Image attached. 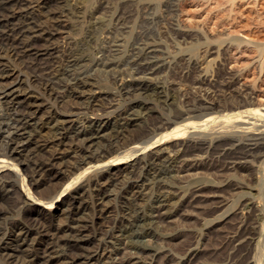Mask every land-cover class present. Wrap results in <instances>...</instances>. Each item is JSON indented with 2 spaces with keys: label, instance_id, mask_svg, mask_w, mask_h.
<instances>
[{
  "label": "bare ground",
  "instance_id": "1",
  "mask_svg": "<svg viewBox=\"0 0 264 264\" xmlns=\"http://www.w3.org/2000/svg\"><path fill=\"white\" fill-rule=\"evenodd\" d=\"M66 1L67 0H35L36 6L33 7L35 4L32 6V4L34 3V2L32 3V0H0V30H1L0 31V90H1L0 102H3V104L0 103V106L5 105L7 107H10V109L12 110V111L11 110L10 111L13 112L12 115L8 114L9 115V116L7 115L8 117L6 115H4L7 117V120L6 121L4 120V122H0V207H1V203H4L8 200L9 201H15V211H19L18 213L21 215V217L23 218L24 221H26L27 223H31L30 228H27L26 226H24L25 224L22 225V224L17 223L16 225H13L11 230L8 231L9 232L8 235L6 234V231L2 232V233H5L8 236V238H4L6 235L2 234L1 238H0V242H2L3 240H6V241L7 240H9V241L14 240L15 245L11 246L10 244H8L4 241V243H2V245L0 246V259L5 264H149V262H153V260L155 258V254H149V255L147 254V256L144 257L145 255L143 256L140 253L141 250L139 252L130 251L131 249H129V248L131 246L129 244H130V239L132 238V234L130 232L132 231L134 224H136V223L149 221L153 225L158 224V223L160 224L163 221L169 219V216L171 213L165 212V209L168 206L169 200H167V197L165 199H163L164 198L163 196H165V195H164V193H163V195L158 194L159 193L158 189H156V190H158L157 191L158 192L157 197L154 196L155 201H151L149 204L147 203L148 205L146 207L144 206V211H143V205H144L143 203H146V197L149 196L148 194L150 193V192L147 193V190L149 191L150 188L148 189V187L144 184L145 182H143V181H145V179L143 181L140 179L142 177V175L140 177V176H136V174L143 172V170L145 168H149V172L150 171L154 172V170L156 169L157 166L161 167V165H162V166L166 167V165H169V167H170L173 163L175 164L176 160L178 159L176 150H178V153L181 151L179 148H183V150H185L182 154V157L185 155H188V156L193 155L194 156V155L198 154L196 152H198V151L201 152V150H203V146L208 145L204 141L205 137L210 136L212 134H218V135H220V137L211 139L210 140L211 142H213V141L217 142L216 140H223V139H227V141L229 143L233 142L234 139H233L232 135L235 134L240 128L252 129V128L256 127V124L258 122L264 123V108H253V107H251L253 105L249 104L250 99H248V100L246 99L248 101V103L245 102L246 100L245 101H238L235 103L226 102V100H228V99H225L224 100L225 102L223 104H220V102L219 103L213 102L214 104H212V105H204V104H202V102L197 103V101L196 102L193 101L194 104L198 105V107H196V105L192 104V109H190L191 108L190 107L188 109V111H184V112H188L187 114H189V113H192V114L196 113L197 114V112L200 110V112H202L201 114L198 112V114H200V117H195V118H187L186 117V119H183L184 116H183V114H182L183 112H182L179 115L180 117L177 118L178 121H175V123L177 124V128L172 133L168 132L167 128L161 126V128L158 131V134H156V135L154 134V137H158V138H154V137L148 138L147 137L148 140H144L143 138H138V137H141V135L138 136V135H135V133L136 132H137L136 134H138V132L140 133V129H142V127L144 125V124H141V122L143 121L142 119L145 117L144 114L140 113L139 109H138L139 111H137V108H140V105L130 104L128 106H124L123 108H121L122 106L120 107L118 105L124 99L127 100V98H130V97H133L136 95H144V96L146 95L147 97L151 96V99L153 97L157 101L161 100V99L164 100L165 98L167 99L168 95L164 89L165 87H162L163 85L160 86L158 83L152 85V84L148 83L146 80L147 77L150 78L151 76H154L155 74L157 75L158 73H162L163 71L161 72V70H163V68H164V63L163 62L160 63L158 57H156L157 55L155 56V51H153L154 49L150 50L151 46L148 47V45H146V46H144L145 44L143 45V42H145V41L142 42L143 47L133 48L131 46L132 49H130V50L126 49V51H125V48L122 47V44H119V45L115 44L112 47L111 46L106 47L102 44L103 46L100 47V45H99L100 48H98V49H96V47H95V49L93 48V51H95V52L90 53L88 56L84 57V55H83V57H79V58H75L73 56L72 57H70V56L66 57L65 52L63 50H61L59 45L57 44L58 45L57 46L54 44L56 39L60 40L59 39L60 36L64 35V33L66 32L65 30H67V26H68L67 24L68 23L67 22L65 23V21H67L65 18H67V16L70 15V11H69L68 7H71V6H69L70 1L68 0L69 1L68 3ZM106 1H105V3H106ZM138 1H140V0H138ZM168 1L171 2L170 0H168ZM125 2H126V0H125ZM136 2L137 1L133 2V4H135ZM154 2H156V1H153L152 4ZM53 3L55 4V7H52V5L50 6V4H53ZM99 4H100V2H99ZM120 4L123 5V3H120ZM129 4L130 3H128L127 6ZM131 4H132V2H131ZM138 4L139 3H137V5ZM170 4L168 3V6ZM95 5H97V4H94V6ZM146 6H148V5H146ZM146 6L143 9H145ZM73 7H75V6H73ZM107 7L110 8L111 6L107 5ZM107 7H105V8L107 9ZM148 8H149V6H148ZM76 9H78V8H76ZM119 9H122V8L119 7ZM126 9H128V8H126ZM153 9H155V8H153ZM73 10H75V9H73ZM79 10H80V8H79ZM89 10H92V7ZM98 10H100V9H98ZM98 10H96V11H98ZM101 10H103V9H101ZM147 11H148V9H147ZM85 12H87V11H85ZM90 12H88V13H90ZM119 12L121 13V10H119ZM125 12H126V10L124 11V14H125ZM78 13L77 14L74 13V15H78ZM124 14L121 15L120 17L118 16V19H117L118 24L117 23H115V24L121 25L122 27L127 25L128 22L126 20H127V18L130 17V15L128 16V15H124ZM137 14H139V13H137ZM108 15H110V14H108ZM116 15H118V14H116ZM88 17H90L91 19H93V18L97 19V17L95 18L94 12L91 13V15ZM141 17H143V14L141 15ZM80 18H83V17H80ZM115 18H117V17H115ZM73 19H71V24H74L72 22ZM100 21H101V19H100ZM124 22L126 24H123ZM140 22H141V20H140ZM140 22H139V24H140ZM130 23H131V21H130ZM136 23H137V21H136ZM76 24H77V22H76ZM96 24H98V23H96ZM140 25H142V24H140ZM86 26H88V25H86ZM91 26H93V25H91ZM111 26H113V25H111ZM98 27H100V23L98 24ZM113 28L114 27H112L111 29H113ZM115 29H117V28H115ZM142 29H143V27H142ZM70 30H68V31L72 32ZM84 30H88V29L85 28ZM109 30H110V28H109ZM91 31L92 30H90V32ZM94 31H95V28H94ZM175 31L176 30L174 29V33L176 34L177 31L176 32ZM107 32H108V30H107ZM87 33H86V35H87ZM91 33L94 34V32H91ZM180 33H181V31H180ZM114 35H117V34H113L112 38ZM181 35H184V32ZM106 36H107V34H106ZM117 36H119V35H117ZM121 36H124V35H122V33H121ZM149 36L151 37L150 33H149ZM153 36H154V34H153ZM155 36H157V35H155ZM82 37H83V35H82ZM85 37H87V36H85ZM131 37H133V36H131ZM150 37H149V39H150ZM102 38H103V36H102ZM140 38H142V37H140ZM152 38H155V37H151V39ZM113 39H115V38H113ZM143 40H146V39H143ZM156 40H157V38H156ZM95 41L96 40L93 39V37H91V35L89 37H87V43H88V45H90L89 49H92L91 45H93L95 43ZM133 41H135V40H133ZM75 42H77V41H75ZM75 42H74V44H75ZM69 43H71V42H69ZM104 43H105V41H104ZM137 43H138V41H137ZM59 44H60V42H59ZM68 44L66 46H68ZM106 44H108V43L106 42ZM109 45H110V43H109ZM135 45L137 46L138 44H135ZM154 45H155V43H154ZM96 46H97V44H96ZM159 46L157 48H159ZM163 46H164V44H163ZM200 47H201L200 45H197V46L193 47L192 50H189V49L188 50L195 53L200 49ZM261 48H258V49L262 50L264 47L262 49ZM85 50H87V49H85ZM156 50L158 51V49H156ZM159 50H162V49H159ZM188 50H187V52H189ZM159 52H157V53H159ZM164 53H166V51ZM86 54L87 53H85V55ZM196 56H197V54H196ZM196 56H194L195 58L192 57V59L194 58L195 60H198L196 58ZM162 57H164V56H161V58ZM169 57H171V56L169 55ZM166 59L168 60V58H166ZM24 60H26V61L28 60L29 61V62L27 61L28 64L25 63ZM10 62H12V63H16V62L20 63L21 62L20 65L23 64L22 66L28 70V71L26 70L27 72H29V70H31L33 73L30 71L32 73V75L30 73V75H31V80H30L31 82L30 83H33L32 85L35 84L37 89H39L41 91V92L40 91L39 92L43 93L44 95H47V97H49L51 100H53L55 102H61L62 103L65 99H68V100H72V101H75L76 103H78L80 105L78 107H80L79 112H81L82 121L75 123V124H72L69 127L65 126V124H64L65 121L64 120L60 121L59 117L56 114L60 109L56 112L55 111L56 108L54 109L55 115L50 114L47 117H43L44 111H42L41 114L43 116L37 117V114H39L40 109L36 104V101H35L36 99L34 100L33 97L30 96V93L29 94H22V95L20 94L21 89L25 85V81H24L25 78L24 79L21 78L18 71H16V69L11 68L9 66L11 64ZM167 65L168 64H166V66ZM14 66H16V65H14ZM15 68H17V67H15ZM205 69H207V73H208V67ZM19 70H20V68H19ZM85 71H88V72L85 73ZM92 71H95V72L100 73V74L102 73L105 75H109V76L112 74L111 76H113V77H110V79H111L110 82L115 87V90H116L115 93H112L114 90H112L111 93H108L105 91L102 92V91L95 90L96 84H95V81L93 80L94 76L92 75ZM25 72H23V73L26 74ZM89 72H91V74H89ZM218 73H220V72H218ZM161 75H163V74H161ZM164 75H167V74H164ZM159 76H160V74H159ZM178 76H179V74H178ZM191 76H193V75H191ZM232 76H234V75H232ZM232 76L230 78L235 77V76L234 77H232ZM228 77H226V78H228ZM107 78L109 79V77H107ZM127 78H129L130 80ZM180 78H179V80H180ZM219 78H220V76H219ZM222 78H223V76H222ZM155 79H156V76H155ZM162 79H163V77H162ZM186 79H183V82ZM192 79L193 78H191V80ZM196 79H199V78H196ZM104 81H105V79H104ZM218 81L216 80V82H218ZM222 81H223V79H222ZM99 82H102V81H99ZM179 82H181V81H179ZM201 82L204 83V81H201ZM223 82L225 84L226 81H223ZM109 83H108V85H109ZM192 84H193V80H192ZM234 84H236V83H234ZM165 85L169 86V84H165ZM171 85H172V82L170 83V86ZM173 85H174V83H173ZM193 85H191V86H193ZM205 85H207V84H205ZM228 85H226V86H228ZM188 86H189V84H188ZM220 86H222V84ZM226 86H225V88H226ZM106 87H104V88L106 89ZM174 87L177 88L176 86H174ZM179 87L180 86H178V88L176 89L177 92L179 90ZM230 87H231V85H230ZM171 88L172 87H170V89ZM180 88H182V87H180ZM197 89H198V87H197ZM220 89H222V88H220ZM167 90H169V89H167ZM208 90H210V89H208ZM232 90H233V92L235 91L233 89V87H232ZM180 91H181V89H180ZM200 91H201V89H200ZM212 92L214 93V91H212ZM218 92H219V90H218ZM221 92H224V91L221 90ZM236 92H238V91H236ZM239 92L241 93L243 91L239 90ZM245 92L246 91H244L243 93H245ZM209 93H211V92H209ZM216 94H218V93H216ZM219 94L221 95V93H219ZM233 94H235V92ZM185 95H188V94H185ZM237 95H239V94H237ZM173 96H176V95H173ZM173 96H172V98H173ZM189 96H190V94H189ZM195 96L196 95H194V97ZM251 96H252V94H251ZM44 97L45 96H43L42 99ZM191 97L193 98L192 94H191ZM207 97H208V95H207ZM244 97H243V99L247 98V97H245V98ZM172 98H171V102H172ZM231 98H232V96H231ZM236 98H237V96H236ZM146 99L147 98L145 97L144 100H146ZM173 99H177V97L173 98ZM203 99H205V98H203ZM233 99H235V98H233ZM238 99L239 98H237V100ZM68 100H67V103H68ZM186 100H187V96H186ZM200 100H202V99H200ZM208 100H210V99H208ZM211 100L213 101V99H211ZM46 101H48V100H46ZM104 101H108V102H110V104L115 102V103H117V106L119 108H121L122 110L121 111L120 110L115 111L114 107H112L114 109V111L116 112V113H113V114H115L113 116V118H102V116L104 115L103 113H105L104 110H106L105 105H104ZM168 101H170V100H168ZM175 101L177 102V100H175ZM190 101L191 100L189 97V102ZM203 101H205V100H203ZM233 101H235V100H233ZM191 103H190V105H191ZM187 104H188V102H187ZM254 104H256V103H254ZM63 105H65L64 102H63ZM121 105H124V104H121ZM190 105L188 104V106H190ZM113 106H115V104ZM179 106H180V104H179ZM143 108H145V107H143ZM171 108H172V106H171ZM177 108H178V106H177ZM183 108L185 109L184 106H183ZM47 109H49V108L47 107ZM61 109H63V108H61ZM41 110H43V109H41ZM74 111L77 112L76 110H74ZM75 112H73V113H75ZM174 112H175V110H174ZM174 112H173V114H174ZM177 113H178V111H177ZM211 113H213V114L215 113V115L208 117V115H210ZM97 114H101L100 117H97ZM75 116H74V118H75ZM110 116H111V114H110ZM150 116H149V118H150ZM1 119L3 120V118H1ZM192 119H197V121H195V120L192 121ZM145 120H147V119H145ZM150 120H151V118H150ZM162 120H164V119L162 118ZM154 124H155V122H154ZM155 125L157 127V124H155ZM163 125H165V124H163ZM172 125H174V124H172ZM65 127H68V128H65ZM166 127H168V126H166ZM148 129H149V127H148ZM146 132H147V130H146ZM142 133L145 134V131ZM148 133H150V131H148ZM147 134H145V135H147ZM191 135L192 136L199 135V136H201V139H199L198 142L192 143V141L190 139H188V138H191L190 137ZM244 137H242V138H244ZM145 138H146V136H145ZM186 138L190 141L185 140ZM247 139H248V137H247ZM247 142H248V140H247ZM217 146L218 145H216V147ZM224 147L226 148L225 145H224ZM245 147L247 148L248 151L257 152V153H259V155H260V153H264V136H262L261 134L255 135L254 138L249 140V143ZM232 148L233 147L231 146V149ZM48 150H52V151L49 152ZM213 150H214V148H213ZM213 150H211V151H213ZM216 150L218 151L217 148H216ZM219 150H221V149H219ZM222 150H223V148H222ZM230 150L227 152L230 153L231 155H233L232 154L233 152ZM236 151H239V150H236ZM223 152H224V150H223ZM245 152H247V151H245ZM212 153H214V152H212ZM219 154H220V151H219ZM239 154H241V153H239ZM243 154H244V152H243ZM210 155L213 157L215 154L212 155L210 153ZM210 155L208 156L209 158H210ZM250 155H252V154H250ZM22 156H24L25 161H27L26 160L27 156L37 158V159H35L36 161L34 160L35 162L33 161L34 164H33V169L31 172L29 171V165L23 172H21L20 166L23 163V161L21 162ZM244 156H246V155H244ZM244 156H239V157L241 158ZM206 157H207V155H206ZM146 158H149V161L146 162L145 161ZM209 158L207 161H209L211 159V158L210 159ZM180 159L181 158H179V161H180ZM182 159H184V157ZM185 159H186V157H185ZM187 159H189V158L187 157ZM187 159L184 160L183 165L181 167L183 172H185V173L190 172L189 174H191L192 171H194L195 169L197 170V168H199L201 165L203 167V163H201V159H200V162L195 161V160H191V159H190L191 160L190 161ZM198 159H199V157H198ZM231 159L235 160V162L231 161ZM231 159H230V161L232 162V164L234 163V165H235L234 167H237L236 166V164H238L237 159H239V158H237L235 155L233 158L231 157ZM213 161H215V159ZM240 161H241V159H240ZM27 163H29V162H27ZM27 163L25 164L26 166H27ZM221 163H223V161ZM207 164H208V162H207ZM214 164H215V162H213L212 165H214ZM229 164H231V163H229ZM178 165L180 166V164H178ZM222 165H224V164H222ZM222 165H220V166H222ZM205 166H204V168H205ZM214 166H216V164ZM220 166H219V168H220ZM242 166H244V165H242ZM226 167H227V165H226ZM241 168H244V167H241ZM159 169L161 170L162 167ZM223 170H225V169H223ZM236 170H240V168L236 169ZM26 171H28V172H26ZM155 171H157V170H155ZM200 171H202V170H200ZM211 171L213 172V170H211ZM245 171L247 172L248 170H245ZM165 172H166V170H165ZM169 172H170V169H169ZM208 172H210V170ZM215 172H217V171H215ZM145 173H146V170H145ZM201 173L204 174L203 172H201ZM214 173H212L210 175L207 174V175L210 176L209 178L212 177V179H213ZM90 174H92V175L94 174V177H93V179L89 180V179H87V176ZM142 174H144V173H142ZM239 174H241V173H239ZM239 174H238V176H239ZM244 174H245V172H244ZM204 175H206V172ZM135 176H136V179H138V180H136L134 182L129 181L130 184L127 187L128 189L124 188L125 191H123V194L125 195L126 201H128L130 204H132L133 208H136L135 212H134L135 216L133 215V211H132V214H129L127 211V213L129 215L127 214L128 218L125 220L126 226L119 228L118 231L114 230L115 232H113V234L112 233L110 234L109 232H107L106 230H104L102 228H99V229L96 228V229L89 230L90 228L87 227L88 224H87V226L86 225H84V226H77L76 225L77 227L67 228L68 227L67 225H65L67 227H60V225L58 224L59 226L56 227L55 224L53 223V220H52L53 216L49 212L55 204L59 203L58 206H60V204L64 205L63 203L66 201V198H68L71 193L75 192V194H77V196H78L79 194L81 195V194L86 193L88 190H91L92 194L94 195V197L92 196L93 200L90 201L91 202L90 206L89 205L83 206V204H81L80 207H78V208L76 207L77 209H75L74 215L77 216V214H80L81 212H83L82 214H84V211L89 210V213L90 212H93V213L96 212L97 214H99L100 219L103 218L104 216H106V214H109V212H110L109 208L107 207V204H106L107 201L106 200H108L109 197H111V196L114 197L113 193H112L113 188L117 187L118 185H121L125 181H126L125 183L127 184V181L130 180L131 178L132 179L135 178ZM156 176H158V175H156ZM177 176H178V178H181V177H179V175H177ZM187 176H188V174H187ZM214 176L216 178V174ZM217 176H219V174H217ZM238 176H237V178H239ZM250 176H252V175L250 174ZM166 177H168V176H166ZM12 178H16V179L20 178L21 179L22 186L20 189L18 188L19 186L17 187L15 183H13L12 181L11 182L9 181ZM37 178H40L42 181L41 182H39L40 180L37 181L36 180ZM153 178H154V176L152 177V179ZM194 178H196V177H194ZM217 178H219V177H217ZM248 178H249V176H248ZM190 179H192V178H190ZM217 180L219 181V180H221V178L217 179ZM227 180H228V177H227ZM232 180H234V179H232ZM175 181H177V180H175ZM214 182H215V180H214ZM237 182H239V181H237ZM253 182H255V181H253ZM16 183H18V182H16ZM20 183H19V185H20ZM125 183H124V186H125ZM229 183L226 182V184L230 185ZM178 184H180V183H178ZM232 184H234V183H232ZM238 184H240V182ZM47 185L52 188V192L55 195L53 202H46L40 198L41 195L40 196L38 195V190L42 186L46 187ZM174 185H177V184H174ZM184 185L181 187H184ZM236 185H235V187H236ZM205 186L208 187V185H205ZM207 187L205 189H207ZM211 187H212V185H211ZM230 188H231V185H230ZM162 189H163V187H162ZM221 189H222V186H221ZM41 190H43V189H41ZM120 190H121V188H120ZM160 191H162V190H160ZM196 191H198V190H196ZM229 191H230V189H229ZM254 191H255V189H254ZM49 192H51V191L49 190ZM120 192H119V194H120ZM163 192H165V190H163ZM166 192H168V191H166ZM220 192L221 191H219L218 193H220ZM168 193H166V194H168ZM203 193H204V191H203ZM209 193H211V191ZM215 193H216V191H215ZM215 193H213V194H215ZM40 194H41V192H40ZM221 194H222V192H221ZM179 195L181 196V192H180V194H178V197H179ZM207 195L209 196V194H206V196ZM47 196H49V194ZM50 196L53 197L51 194H50ZM86 196H87V194H86ZM82 197H84V196H82ZM253 197H256L255 194ZM114 198H116V197H114ZM200 199H201V197H200ZM221 199H223V198H221ZM226 199H228V198H226ZM87 200L88 199H86L85 201H87ZM114 200H116V199H114ZM118 200H120V199H118ZM147 200H148V198H147ZM186 200H187V198H186ZM190 200H191V198H190ZM194 200H196V199H194ZM207 201H208V199H207ZM224 201H225V198H224ZM247 201H249V200H247ZM187 202H189V201L187 200ZM198 202H200V201H198ZM198 202H197V204H198ZM228 202H226V205ZM243 202H244V200H243ZM83 203H85V202H83ZM173 203H171V204H173ZM224 203H223V205H224ZM124 204H126V202H124ZM108 205H110V204H108ZM206 205H204V206H206ZM217 205H218V203H217ZM240 205L245 207V205H242V204H240ZM209 206H210V204H209ZM215 206H213V207H215ZM26 207H29V208H26ZM192 207H190L189 209H191ZM200 209H202V208H200ZM207 209H205V210L207 211ZM243 209H245V208H243ZM252 209H254V207ZM252 209H251V212L253 211ZM140 210L143 211V213L140 212ZM193 210H195V209H193ZM193 210H191V212ZM254 210H256V209H254ZM138 211H139V213H138ZM166 211H167V209H166ZM186 211H187V209H185L184 212H186ZM213 211H215V210L213 209ZM221 211H222V209H221ZM205 213L207 214L209 212H205ZM3 214H5V213L2 210H0V217ZM198 215L200 216V214H198ZM203 215H205V214H202L200 217L202 218ZM66 216H68V215H66ZM122 216H124V215H122ZM205 216L207 217V215H205ZM211 216H213L212 213H211ZM109 217H110V214H109ZM208 217H210V215ZM18 218H20V217H18ZM72 218H73V216H72ZM64 219H65V217L63 218V220ZM210 219H209V221H210ZM6 220H5V223L7 224ZM20 220H21V218H20ZM102 220H104V218ZM112 220H114V219H112ZM212 220H213V218H212ZM55 221H57V220H55ZM59 221H60V219H59ZM61 221H62V218H61ZM61 221H60V223H61ZM89 221L87 220V222H89ZM114 221H113V223H114ZM15 222H17V221H15ZM65 222H64V224H65ZM170 223L172 224V222H170ZM173 223H175V222H173ZM216 224H218V223H216ZM105 225L106 224H104V226ZM109 227H110V225H109ZM152 227L154 228L155 226H152ZM174 227H175V225H174ZM197 229L199 230V228H197ZM164 230H166V229H164ZM201 231L202 230H200V232ZM200 232H198V234ZM242 235H244V234H242ZM198 237H200V236H198ZM240 237H239V239H244V238H242V237L240 238ZM173 238H175V237H173ZM183 238H184V236H183ZM185 238H187V236H185ZM199 241H200V239H199ZM236 242H238V239ZM135 243H137V242H135ZM189 243H191V242H189ZM146 244H148V242ZM182 244L184 245V243H182ZM194 245L196 246L198 244H194ZM240 245H243V244H241V242H240ZM192 246L191 247L189 246L190 247L189 249H188V247L185 246L184 250H186V251L184 253L182 252V255H184L188 260H191V259H194L195 257H197L196 256L197 255V251H196L197 249L196 250L192 249ZM193 248H194V246H193ZM199 248H200V246H199ZM200 250H202L201 252H203V249L200 248ZM145 253H146V251H145ZM156 255H157V253H156ZM200 256H199V259H201ZM168 257H170V256H168ZM199 259H197V260L195 259V260L198 261ZM188 260H187V262H189ZM176 263H177V261H176ZM206 263H208V262H206ZM164 264H166V263H164ZM198 264H200V263H198Z\"/></svg>",
  "mask_w": 264,
  "mask_h": 264
},
{
  "label": "rangeland",
  "instance_id": "2",
  "mask_svg": "<svg viewBox=\"0 0 264 264\" xmlns=\"http://www.w3.org/2000/svg\"><path fill=\"white\" fill-rule=\"evenodd\" d=\"M69 1L67 0L66 2L67 3L69 2V6H71V7H68L69 8V11H70V15H68L67 18H65L67 21H65L63 19L65 21V23L66 22L68 23L67 24L68 25L67 26V30H65L66 32L64 31L65 33H64V35H62L63 37L60 36V38H59L60 40L56 39L57 42L56 41L54 42L55 45L58 44L59 47L61 48V50H63L65 52V56L66 57L67 56H70V57L73 56L75 58H79V57H83V55L85 57V56H88L90 53L95 52V51H93V48L95 49V47H96V49H98V48L102 47L103 45L106 46V47H109V46L112 47L115 44H118V45L119 44H122V47L125 48V51H126V49L127 50L132 49V47L133 48L143 47V45L145 44L144 46H146V45H148V47L151 46L150 50H153L154 49L153 51H155V56L157 55L156 57H158L160 63L161 62L164 63V68H163V70H161V72L163 71L162 73H158L157 75L155 74L154 76H151L150 78L147 77L146 80H147L148 83H150L152 85L157 84V83L160 86L163 85L162 87H165L164 89H165V91H166V93L168 95L167 96V99L166 98L164 100L161 99V100H158L159 101L158 102L153 97L151 99V96H148L147 97L146 95L145 96L144 95H136V96L127 98V100L124 99L122 102H120V104L118 103L119 104L118 106H120V107L122 106L121 108H123L124 106H128L130 104L140 105V108L142 110L140 108H137V111L140 110V113L144 114L145 117L142 119L143 120L142 121L143 123L141 122V124H144V125H143L142 129H140V133L139 132H138V134H136L137 132L135 133V135H138V136L141 135V137H138V138H143L144 140H148L149 137L150 138L154 137V134L155 135L158 134V131L161 128V126L167 128L168 129V132H171L172 133L177 128V124L175 123V121H178L177 118L180 117L179 115L182 112H183L182 114L184 116L183 119H186V117L187 118L200 117V114L202 113V112H200V110L198 111L200 114H198V112H197V114L196 113H193V114L192 113H189V114H187L188 112H184V111H188V109L190 107H191L190 109H192V104H194V102H196V101H197V103H199V102L201 103L202 102V104H204V105H212L214 103H219V102H220V104H223L225 102L224 101L225 99H228V100H226V102H232V103H235V102H238V101H245L246 99L247 100L250 99L249 100V102H250L249 104L250 105H253L251 107H253V108H264V48H263L264 47V0H177V1L176 0H173V1L170 0L171 2H169L168 0H146V1L145 0H140V1H138V0H131V1L130 0H126L127 3L125 2V0H115V1L114 0H107L108 2L106 0H69ZM105 1H106V3H105ZM135 1H137V2L135 4H133V2H135ZM153 1H156V2L153 3L154 5L152 4ZM99 2H100V4H99ZM131 2H132L133 5L131 4ZM32 3H33L32 6L35 4L33 6V7H35L36 6L35 0H32ZM120 3H123V5L120 4ZM128 3H130V4L127 6ZM137 3H139V4L137 5ZM168 3L169 4L171 3V4L168 6ZM94 4H97V5L99 4V5L98 6L97 5L94 6ZM51 5H52V7H55V4L54 3L53 4H50V6ZM107 5L108 6H111V7L109 8V7H107ZM144 5L145 6L146 5L149 6V8H148V6H146V8L148 9V11H147L146 8L143 9L145 7ZM73 6H75V7H73ZM104 6L107 7V9ZM91 7H92V10H89V9H91ZM119 7L122 8V9H119ZM125 7L128 8V9H126ZM76 8H78V9H76ZM79 8H80V10H79ZM123 8L126 10L125 14H124V11L125 10ZM153 8H155V9H153ZM73 9H75V10H73ZM98 9H100V10H98ZM101 9H103L104 11L101 10ZM96 10H98V11H96ZM119 10H121V13L119 12ZM85 11H87V12H85ZM88 12H90V13H88ZM93 12L95 13V18L97 17V19H94V18L91 19L90 17H88ZM136 12L139 13V14L141 13V14L139 15ZM74 13L75 14L78 13V15L79 14L80 15L79 16L78 15H74ZM108 14H110V15H108ZM116 14H118V15H116ZM123 14L124 15H128V16L130 15V17L127 18V20H126L128 23L125 21L127 23V25H126L127 27L126 26H123L124 28L121 25H117L118 24L117 23L118 16L120 17ZM142 14H143V17H141ZM80 17H83V18H80ZM115 17H117V18H115ZM71 19H73L72 22L74 24H71ZM100 19H101V21H100ZM140 20H141V22H140ZM130 21H131V23H130ZM136 21H137V23H136ZM76 22H77V24H76ZM125 22L123 24H126ZM139 22L142 25H140ZM96 23H98V24L100 23V27L101 28L98 27V24H96ZM115 23H117V24H115ZM86 25H88V26H86ZM91 25H93V26H91ZM111 25H113V26H111ZM112 27H114V28L111 29ZM142 27H143V29H142ZM85 28L88 29V30H84ZM94 28H95V31H94ZM109 28H110V30H109ZM115 28H117V29H115ZM174 29L177 31V32L175 31L176 34L174 33ZM68 30H70L72 32H69ZM90 30H92L91 32H94V34L91 33ZM107 30H108V32H107ZM119 31L120 32L122 31L121 33L125 37L124 36H121V33ZM180 31H181V33H180ZM183 32H184V35H181V34H183ZM86 33H87V35H86ZM112 33L113 34H117L120 37L117 36V35H114L113 38H115V39H113L112 38V35H113ZM149 33H150L151 37H155V38H152L154 41L149 36ZM106 34H107V36H106ZM143 34L144 35L146 34L147 36L146 35L144 36ZM153 34H154V36H153ZM82 35H83V37H82ZM90 35H91V37H93V39L96 40L95 43L93 45H91L92 49H89L90 48V45H88V43H87V37H89ZM155 35H157V36H155ZM85 36H87V37H85ZM102 36H103V38H102ZM131 36H133V37H131ZM148 36L150 37V39H149ZM140 37H142V38H140ZM156 38H157V40H156ZM143 39H146V40H143ZM133 40H135V41H133ZM58 41L60 42V44H59ZM75 41H77V42H75ZM104 41H105V43H104ZM137 41H138V43H137ZM143 41H145V42H143ZM69 42H71V43H69ZM74 42H75V44H74ZM106 42L108 44H106ZM142 42H143V45H142ZM109 43H110V45H109ZM154 43H155V45H154ZM157 43L159 45L160 44L161 45L159 46ZM67 44H68V46H66ZM96 44H97V46H96ZM135 44H138V45L136 46ZM163 44H164V46H163ZM99 45H100V47H99ZM197 45H200L201 46L200 49L197 52L194 53L192 51H189V50H192L193 47H195ZM158 46H159V48H157ZM258 48H261L262 50H260ZM85 49H87V50H85ZM156 49H158V51ZM159 49H162V50H159ZM186 49L187 50L189 49L188 50L189 52H187ZM156 51L157 52L160 51V52L157 53ZM165 51H166L167 54L164 53ZM85 53H87V54L85 55ZM196 54H197V56H196ZM169 55L171 57H169ZM161 56H164V57H162L163 59L161 58ZM194 56H196V58L198 60H195L194 59L195 58ZM192 57H194V58L192 59ZM166 58H168V60ZM24 61L27 64L29 62L28 60H27L28 62L26 60H24ZM10 63L11 64L9 66L11 68L16 69V71H18V73L20 74L21 78H23V79L25 78L24 79L25 85L27 84L26 86L25 85L23 86V88L20 91V94L22 95V94H29L30 93V96H32L34 100L36 99L35 100L36 101V104H37V106L40 109L39 110V114H37V117H42L43 116L41 114L42 111H44L43 112V114H44L43 117H47L50 114H54L55 115V111L57 112L60 109L56 114L59 117L60 121H63V120L65 121L64 122L65 126H68L69 127L72 124H75V123H78V122H81L82 121L81 112H79V108L80 107H78L80 105L78 103H76L75 101H72V100L65 99L63 101L65 105H63V102L61 103V102H55V101L51 100L49 97H47V95H44L43 93H40L41 91L39 89H37V87L35 86V84L32 85L33 83H30L31 82L30 81L31 80V75L33 73L31 70H29V72H27L28 70L25 69L22 66L23 64L20 65L21 62L20 63L19 62L18 63L16 62L17 64L16 63H12V62H10ZM166 64H168V65L166 66ZM14 65H16V66H14ZM15 67H17L18 69L15 68ZM207 67H208V73H207V69H205ZM19 68H20L21 71L19 70ZM23 69L25 71L26 70L27 71L25 72ZM22 71L25 72L26 74H24ZM86 72H88V71H85V73ZM94 72L95 71H92V75L94 76L93 80L95 81V84H96L95 85V90L102 91V92L105 91V92H108V93H111V91L114 90L112 93H115V91H116L115 90V87L110 82L111 81L110 77H113V76H111L112 74L109 76V75H105V74H102V73H101L102 74L101 75L100 73H97V72L94 73ZM218 72H220V73H218ZM30 73H31V75H30ZM177 73L179 74V76H178ZM89 74H91V72H89ZM159 74H160L161 77L159 76ZM161 74H163V75H161ZM164 74H167V75H164ZM190 74L193 75L194 77L191 76ZM230 75L231 76L234 75L235 77L232 76L234 78H230L231 77ZM106 76L109 77V79ZM155 76H156V79H155ZM219 76H220V78H219ZM222 76H223V78H222ZM162 77H163V79H162ZM226 77H228V78H226ZM179 78H180V80H179ZM191 78H193L192 80H193V84L194 85L192 84ZM196 78H199V79H196ZM104 79H105V81H104ZM127 79H129V78H127ZM183 79H186V80H184V82H183ZM222 79H223V81H226L225 84L222 81ZM216 80L217 81L218 80L219 81L221 80L222 82L221 81L220 82L218 81L219 82L218 83V82H216ZM99 81H102V82H99ZM179 81H181V82H179ZM201 81H204V83H202ZM171 82H172V85L174 83L173 86L172 85L170 86V83ZM108 83H109V85H108ZM179 83L180 84L182 83V84L180 85ZM234 83H236V84H234ZM165 84H169V86L172 87V88L170 89V87L168 85H165ZM188 84H189V86H188ZM205 84H207V85H205ZM221 84H222V86H220ZM191 85H193V86H191ZM226 85H228V86H226ZM230 85H231V87H230ZM174 86H176L177 88H178V86H180L182 88L179 87V90L177 92V90H176L177 88H175ZM225 86H226V88H225ZM104 87H106V89ZM197 87H198V89L200 88L201 91H200V89L198 90ZM232 87L235 90L234 92H235L236 95L233 94L234 92L232 90ZM220 88H222V89H220ZM167 89H169V90H167ZM180 89H181V91H180ZM208 89H210V90H208ZM238 89L240 91H243V92L246 91V92L245 93H243V92L240 93ZM22 90L23 91L25 90V91L23 92ZM218 90H219V92H218ZM221 90L224 91V92H221ZM208 91L211 92L212 94L209 93ZM212 91H214V93ZM236 91H238L239 93L236 92ZM0 92H1V90H0ZM216 93H218V94H216ZM219 93H221L222 96ZM185 94H188V95H185ZM189 94H190V96H189ZM191 94H192L193 98L191 97ZM193 94L196 95L197 97L196 96L194 97ZM237 94H239V95H237ZM251 94H252V96H251ZM173 95H176V96H173ZM207 95H208V97H207ZM241 95L242 96L244 95L247 98H245L243 96L245 98V99H243V97ZM43 96H45L44 97L45 99L43 98L44 100L42 99ZM172 96H173V98H176L177 97V99H173ZM186 96H187V100H186ZM231 96H232V98H231ZM236 96H237V98H239L238 100H237ZM145 97L147 98L146 100H144ZM170 97L172 98V102H171V98ZM189 97H190V100H191L190 102H189ZM203 98H205V99H203ZM207 98L210 99V100H208ZM233 98H235V99H233ZM200 99H202V100H200ZM211 99H213V101ZM46 100H48V101H46ZM67 100H68V103H67ZM168 100H170V101H168ZM175 100H177V102ZM203 100H205V101H203ZM233 100H235V101H233ZM247 100L245 102L248 103ZM187 102H188L189 105H190L191 102L192 103H191L190 106H188ZM0 103L3 104V102H0ZM254 103H256V104H254ZM114 104H115V106H113ZM121 104H124V105H121ZM179 104H180V106H179ZM58 105L61 108H63V109H61ZM104 105H105V109L107 111L104 110L105 113L102 112L104 115L101 113L103 115L102 118H113V116L115 115L113 113H116L115 111H119V110L121 111L122 110L121 108H119L117 106V103H115V102L110 104V102L104 101ZM194 105H196V104H194ZM171 106H172V108H171ZM177 106H178V108H177ZM183 106L185 107V109L183 108ZM6 107L7 106H5V105H1L0 106V110H1L0 112L2 113V114L0 113V115H1L0 116V122H4V120L6 121L7 120V117L9 115H12L13 114V112H11L12 110L10 109V107H7V108ZM47 107L49 109H47ZM112 107H114L115 111H114V109ZM143 107H145V108H143ZM196 107H198V105H196ZM41 109H43V110H41ZM54 109H55V111H54ZM74 110H76L77 112H75ZM174 110H175V112H174ZM176 110L178 111V113H177ZM72 111L75 112V113H73ZM172 111L174 112V114H173ZM101 114H97V117H100ZM110 114H111L112 117L110 116ZM4 115H6V116L8 115V116L6 117ZM213 115H215V113L214 114L211 113L210 115H208V117L209 116H213ZM74 116H75V118H74ZM149 116H150L151 120H150ZM1 118H3V120ZM162 118L164 120H162ZM145 119H147L148 121L145 120ZM194 120L197 121V119H192V121H194ZM154 122H155V124H157V127L154 124ZM171 123L174 124V125H172ZM163 124H165V125H163ZM147 126L149 127V129H148ZM166 126H168V127H166ZM68 127H65V128H68ZM146 130H147V132H146ZM144 131H145V134H147L148 131H150V133H148L147 135H145L144 133H142ZM263 133H264V123H259L258 122L256 124V127L255 128H252V129H250V128H248V129L240 128L235 134L232 135L234 140H233V142H230V143L227 141V139L216 140L217 142H215V141L211 142L210 141L211 139L220 137V135H218V134H212L210 136H206L205 139H204L205 143L208 144L209 146L205 144L206 146H203V150H201V152L200 151L196 152L198 154L195 153L196 155H194V156L193 155L192 156L185 155V156H183L184 159H182L183 158L182 157V154H183V152L185 150H183V148H179L181 151L178 153V150H176V153H177V156H178V159H177L178 161L176 160V163L175 164L173 163L170 167H169V165H166V167L161 165V167H162L161 170L159 169L161 167L160 166H157L155 170H157L158 172L155 171V170H154V172L153 171L152 172L150 171L152 174L149 172V168H145L143 170V172L136 174V176H140V177L142 175V177L140 179L142 181L145 179V181H143V182H145L144 184L148 187V189L150 188L149 191L147 190V193H149V192L150 193L148 194L149 196L146 197V203H143L144 204L143 205V211H144V206L146 207L151 201H155V197H157L158 194H162L163 195V193H164L165 196H163L164 197L163 199H165L167 197V200H169L168 201L169 202L168 203V206L166 207L167 211L165 209V212H169L172 215L170 214L169 219H167V220L163 221L162 223H160L161 225L159 223L153 225L149 221H145V222H141V223L134 224V227H133L132 231L130 232L132 234V238L130 239V244L129 245L132 248L128 245L130 247L129 249H131L130 251H132V252H139L141 250L140 253L143 256L145 255L144 257H146L147 254L148 255L149 254H155V258H154L155 261L153 260V262H149V264H152V263L153 264H164V263H166V264L167 263L168 264H171V263L172 264H198V263H200V264H209V263L210 264H264V229H263L264 228V153H260V155H259V153H257V152L248 151L247 148L245 147L249 143V140L252 139V138H254L255 135L261 134L262 136H264ZM145 136H146V138H145ZM190 137L191 138H188V139H190L192 141V143L198 142V140L201 139V136H199V135H194V136L191 135ZM242 137H244V138H242ZM247 137H248V139H247ZM154 138H158V137H154ZM188 139L186 138L185 140H188ZM190 140H188V141H190ZM247 140H248V142H247ZM216 145H218V146L216 147ZM224 145L226 146V148L224 147ZM231 146L233 147L232 149H231ZM215 147L218 149V151L216 150ZM213 148H214L215 151L213 150ZM222 148H223V150H224L225 153L223 152ZM219 149H221V150H219ZM243 149L245 151H247V152H245ZM211 150H213V151H211ZM229 150L233 152L232 154L234 156L236 155V157L239 158V159H237V162H238V164H236L237 167H234L235 166L234 163L232 164V162H231V161L235 162V160L231 159V157L233 158L234 156L227 152ZM236 150H239L240 152L239 151H236ZM48 151L51 152L52 150H48ZM219 151H220V154H219ZM212 152H214V153H212ZM243 152H244V154H243ZM210 153L212 155H214V154L215 155L217 154V155L216 156L214 155L212 157L210 155ZM239 153H241L242 155L239 154ZM208 154L210 155V158L211 159L208 157L209 156ZM250 154H252V155H250ZM206 155H207V157H206ZM244 155H246V156H244ZM239 156H244V157H241L240 158ZM185 157H186V159H187V157L189 158L187 160H190L191 159V160H195V161H199V162H200V159H201V163H203V167L201 165L199 168H197V170L195 169L194 171H192L191 174H189L190 172H188V173L183 172L182 169H181V167L183 165L184 160H186ZM198 157H199V159H198ZM202 157L203 158L205 157L206 159L204 158L205 159L204 160ZM29 158L30 159L32 158L33 160L31 159L32 160L31 161ZM179 158H181L180 161H179ZM208 158L210 159L209 161H207ZM213 158L215 159V161H213L214 160ZM35 159H37V158L31 157V156L30 157L27 156V159H26L27 161H25L24 156H22L21 157V162L23 161V163L20 166L21 172H23L28 167V165H29V171L31 172L32 169H33V164H34L33 161ZM146 159H145L146 162L149 161V158H146ZM230 159H231V161H230ZM240 159H241V161H240ZM221 160L223 161V163H221L222 162ZM212 161L215 162L216 166H214L215 164L212 165L213 164ZM27 162H29V163H27ZM207 162H208V164H207ZM26 163H27V166L25 165ZM229 163H231V164H229ZM178 164H180V166ZM222 164H224V165H222ZM220 165H222V166H220ZM226 165H227V167H226ZM242 165H244V166H242ZM204 166H205L206 169L204 168ZM219 166H220V168H219ZM241 167H244V168H241ZM239 168H240V170H236V169H239ZM169 169H170V172H169ZM223 169H225V170H223ZM145 170H146V173L147 174L145 173ZM165 170H166L167 173L165 172ZM200 170H202V171H200ZM209 170H210V172H208ZM211 170H213V172ZM245 170H248L249 172L248 171L246 172ZM215 171H217V172H215ZM237 171L238 172L240 171L239 173H241V174H239ZM26 172H28V171H26ZM201 172H203L204 174L206 172V175L202 174ZM244 172H245V174H244ZM142 173H144V174H142ZM212 173H214V175L216 174V178H215L214 175H213V177H214L213 179H212V177L209 178L210 176H208V175H210ZM187 174H188V176H187ZM217 174H219V176H217ZM238 174H239V176H238ZM250 174L252 176H250ZM156 175H158V176H156ZM177 175H179V177H181V178H178ZM247 175L249 176V178H248ZM136 176H135V178H133L134 180L132 178L130 180H128L127 181V184L125 183L126 182L125 181L121 185H118L117 187L113 188V192L112 193H113V196L116 197V198H114V197L111 196V197H109L108 200H106L107 201L106 202L107 207L110 210V212H109L110 217H109V214H106V216L103 217L104 220H102L103 218L100 219L99 218V214H97L96 212H94V213L93 212H90L89 213V210L84 211V214H82L83 212H81L80 214H77V216L74 215L75 209H77L78 207H80L81 204H83V206H87V205L90 206V204H91L90 201L93 200L94 195L92 194L91 190H88L86 193L81 194V195L79 194L78 196H77V194H75V192L74 193H71L69 195V197L66 198V201L63 203L64 205H61L60 204V206H58L59 203L55 204L53 206V208L49 212L53 216V218H52L53 223L55 224L56 227L60 225V227H67L68 226L67 228H69V227H77V226H84V225L87 226V224H88L87 227L90 228L89 230L96 229V228H98V229L99 228H102V229L106 230L107 232H109L110 234L111 233L113 234V232H115L116 230L118 231L119 228L126 226L125 220L128 218V215L129 214H132V211H133V215L135 216L134 212H135V209L136 208H133L132 204H130L128 201H126L125 195L123 194V191H125V189H128L127 187L129 186L130 182H134V181L138 180V179H136ZM153 176H154L155 179L154 178L152 179ZM166 176H168V177H166ZM237 176L239 178H237ZM93 177H94V174L93 175L90 174V175L87 176V179L90 180V179H93ZM194 177H196V178H194ZM217 177H219V178H217ZM227 177H228V180H227ZM190 178H192V179H190ZM220 178H221L222 181L221 180H219V181L217 180V179H220ZM232 179H234V180H232ZM36 180L37 181L40 180L39 182L42 181L40 178H37ZM175 180H177V181H175ZM214 180H215L216 183L214 182ZM9 181L10 182L12 181L13 183H15L17 187L19 186L18 187L19 189L22 186V181H21L20 178L19 179L12 178ZM237 181H239L240 184H238L239 182H237ZM253 181H255V182H253ZM16 182H18V183H16ZM226 182L227 183L230 182L229 184L231 185V188H230V185L226 184ZM19 183H20V185H19ZM124 183H125V186H124ZM178 183H180V184H178ZM232 183H234V184H232ZM172 184L173 185L174 184H177V185H174L173 186ZM204 184L205 185H208V187L205 186ZM183 185H184V187H181ZM211 185H212V187H211ZM220 185L222 186V189H221V186ZM235 185H236V187H235ZM48 187H49L48 185L46 187L45 186H42L39 189L40 191L38 190V195L39 196L41 195L40 198L43 199L46 202H53V200L55 198V195L52 192V188L51 187L48 188ZM162 187H163V189H162ZM206 187H207L208 190L205 189ZM120 188H121L122 191L120 190ZM41 189H43L44 191L41 190ZM156 189H158L159 191L156 190ZM229 189H230V191H229ZM254 189H255V191H254ZM49 190L51 192H49ZM160 190H162V191H160ZM163 190H165V192H163ZM196 190H198V191H196ZM218 190L221 191L223 195L221 194V192L218 193L219 192ZM166 191H168L169 193L166 192ZM203 191H204V193H203ZM210 191H211L212 194L209 193ZM215 191H216V193H215ZM40 192H41V194H40ZM119 192H120V194H119ZM180 192H181V196L179 195V197H178V194H180ZM166 193H168V194H166ZM213 193H215V194H213ZM253 193L255 194L256 197H253L254 196ZM48 194H49V196L51 194L53 197L47 196ZM86 194H87V196H86ZM206 194H209V196L208 195L206 196ZM82 196H84V197H82ZM185 197L187 198V200L189 202H187V200H186ZM189 197L191 198V200H190ZM200 197H201V199H200ZM147 198H148V200H147ZM221 198H223V199H221ZM224 198H225V201L226 202L229 201L227 203V205H226V202L224 201ZM226 198H228V199H226ZM86 199H88V200L85 201ZM114 199H116V200H114ZM118 199H120V200H118ZM194 199H196V200H194ZM207 199H208V201H207ZM243 200H244V202H243ZM247 200H249V201H247ZM82 201L85 202V203H83ZM196 201L197 202L200 201V202H198L199 205L197 204ZM124 202H126V204H124ZM171 203H173V204H171ZM217 203H218V205H217ZM223 203H224V205H223ZM108 204H110V205H108ZM203 204L204 205L207 204V205L204 206ZM209 204H210L211 207L209 206ZM240 204L245 205V207L241 206ZM213 206H215V207H213ZM190 207H192V208L189 209ZM253 207L256 210L252 209ZM26 208H29V207H26ZM200 208H202L203 210L200 209ZM204 208L205 209L208 208L207 211ZM243 208H245V209H243ZM185 209H187L186 212H184ZM193 209H195V210H193ZM213 209L215 211H213ZM221 209H222L223 212L221 211ZM251 209L253 210L252 212H251ZM0 210H2L5 213V214H3L0 217V225H1L0 226V238H1V235L2 234L3 235L5 234V233H2V232H5L6 231V234L8 235V233H9L8 231L11 230L12 226L13 225H16L17 223L18 224H22V225L25 224L24 226H26L27 228H30L31 227V223H27L26 221H24L23 218L21 217V215L18 213L19 211H15V201H9L8 200V201H6L4 203H1ZM191 210H193V211L191 212ZM127 211H128L129 214L127 213ZM143 211L140 210V212H142V213H143ZM205 212H209V213L206 214ZM210 212L213 214V216H211V213ZM138 213H139V211H138ZM125 214L126 215L128 214V215L126 216ZM198 214H200V216L202 214H205V215H207V217L205 215H203V217L201 218ZM66 215H68V216H66ZM122 215H124V216H122ZM209 215H210V217H208ZM72 216H73L74 219L72 218ZM258 216L259 217L261 216L260 217L261 219ZM18 217H20L21 220ZM64 217H65V219L63 220ZM61 218H62V221H61ZM212 218H213V220H212ZM59 219H60L61 223H60ZM86 219L88 221L89 220L90 221L87 222ZM112 219H114L115 221L112 220ZM209 219H210V221H209ZM5 220L7 221V224L5 223ZM55 220H57L58 222L55 221ZM15 221H17V222H15ZM113 221H114V223H113ZM64 222H65V224H64ZM170 222H172V224ZM173 222H175V223H173ZM216 223H218V224H216ZM104 224H106V225L104 226ZM65 225H67V226H65ZM109 225H110V227H109ZM174 225H175L176 228L174 227ZM152 226H155V227L153 228ZM197 228H199V230ZM164 229H166V230H164ZM200 230H202V231L200 232ZM198 232H200L201 234L200 233L198 234ZM242 234H244V235H242ZM7 235L4 238H8ZM183 236H184V238H183ZM185 236H187V238H185ZM198 236H200V237H198ZM240 236L242 238H244V239H239ZM173 237H175V238H173ZM199 239H200V241H199ZM237 239H238V242H236ZM4 241L6 243L10 244L11 246L12 245L13 246L15 245V241L14 240H10V241L9 240H7V241L6 240H3L2 242H0V246L2 245V243H4ZM135 242H137V243H135ZM145 242L146 243L148 242V244H146ZM189 242H191V243H189ZM240 242L243 245H240ZM182 243H184V245ZM193 243L194 244H198V245L195 246ZM192 245L194 246V248H193ZM185 246L188 247V249L191 246H192V249H195V250L197 249L196 250L197 251V255H196L197 257H195L194 259L188 260L184 255H182V252L184 253L186 251V250H184L185 249L184 248ZM199 246H200L201 249H203V252H201L202 250H200ZM145 251H146V253H145ZM156 253H157V255H156ZM168 256H170V257H168ZM199 256L201 257V259H199ZM195 259L196 260L199 259L200 261L198 260L199 261L198 262ZM187 260L189 262H187ZM0 261H1V259H0ZM176 261H177V263H176ZM206 262H208V263H206ZM0 264H5V263L3 261H1Z\"/></svg>",
  "mask_w": 264,
  "mask_h": 264
}]
</instances>
